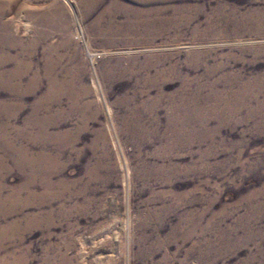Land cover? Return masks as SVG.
<instances>
[{"label": "rangeland", "instance_id": "374dc122", "mask_svg": "<svg viewBox=\"0 0 264 264\" xmlns=\"http://www.w3.org/2000/svg\"><path fill=\"white\" fill-rule=\"evenodd\" d=\"M0 264H264V0H0Z\"/></svg>", "mask_w": 264, "mask_h": 264}]
</instances>
